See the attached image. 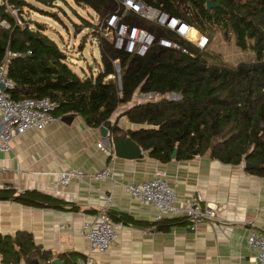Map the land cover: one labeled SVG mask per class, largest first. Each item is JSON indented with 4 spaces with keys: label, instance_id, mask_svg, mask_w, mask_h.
I'll use <instances>...</instances> for the list:
<instances>
[{
    "label": "trees",
    "instance_id": "16d2710c",
    "mask_svg": "<svg viewBox=\"0 0 264 264\" xmlns=\"http://www.w3.org/2000/svg\"><path fill=\"white\" fill-rule=\"evenodd\" d=\"M35 1L46 7L53 2ZM140 1L187 23L206 36L207 44L215 32L224 39L232 36L235 46L251 50L255 60L235 66L215 63L206 47L198 50L154 24L126 17L123 20L128 25L149 31L155 40L166 38L186 49V54L154 43L143 57L128 55L91 30L100 64L94 75L80 77L70 68L66 54L43 34L42 26L26 19L21 11L27 8L54 14L27 0H1L0 22L7 28L0 25V64L5 62V77L12 85L6 91L10 99L45 98L56 106L52 116L61 120L77 116L90 128L107 123L109 137H113L122 134L115 123L109 124L115 110L128 105L135 95L153 94L155 99L133 103L120 114L129 123L144 126L126 135L149 158L167 163L175 150L176 161L189 160L195 153L233 166L248 162L257 169L245 172L264 178V0ZM72 2L92 11L97 21L118 8L115 0ZM207 2L219 7L206 10ZM11 11H15L20 26ZM79 20V32L88 27L83 25L95 27L92 22ZM82 46V42L78 44L79 51ZM167 95L178 98L168 99ZM11 199L26 207L78 211L76 206L34 190ZM83 212L93 214L90 210ZM107 215L113 223L153 227L156 232H167L179 222L174 218L146 224L123 214ZM78 258L81 256L72 252L57 256L61 264H75ZM51 260V252L36 246L27 232L0 235L1 264H51Z\"/></svg>",
    "mask_w": 264,
    "mask_h": 264
},
{
    "label": "crops",
    "instance_id": "0c3cea01",
    "mask_svg": "<svg viewBox=\"0 0 264 264\" xmlns=\"http://www.w3.org/2000/svg\"><path fill=\"white\" fill-rule=\"evenodd\" d=\"M133 103L140 102L118 107L109 118V124L115 123L127 139V131L144 128L120 116ZM97 143L105 146L106 140L77 116L69 124L56 121L15 136L10 151L0 152V181L22 192L34 190L69 203L78 211L26 207L11 199L17 194L0 192V235L27 232L36 246L51 252L52 259L65 252L82 257L86 244L78 227L104 207L107 213L153 222L154 209L129 197L125 186L163 172L176 194L175 206L186 204L198 193L203 202L221 206L215 222L168 217L164 220L179 218V222L167 232L148 226H118L114 244L105 254L92 256L93 264H255L256 250L246 243V235L249 228L264 231V178L246 173L243 163L223 164L207 155L159 163L140 148L141 157L135 161L107 158L96 148ZM104 168L110 169L107 180L57 183L61 172L87 174Z\"/></svg>",
    "mask_w": 264,
    "mask_h": 264
},
{
    "label": "built area",
    "instance_id": "2783aa9c",
    "mask_svg": "<svg viewBox=\"0 0 264 264\" xmlns=\"http://www.w3.org/2000/svg\"><path fill=\"white\" fill-rule=\"evenodd\" d=\"M117 10L108 15L102 21L94 23L98 32L109 42L115 50H120L125 54L143 57L148 49L156 43L163 49H175L186 54V49L174 44L166 38H158L147 30L136 25H128L124 22L126 17H135L156 27L168 31L183 41L189 43L198 50H202L207 45V38L204 34L180 21L176 17L168 16L166 13L154 9L140 0H115ZM18 26L20 21L16 18L15 11L10 12ZM0 25L7 28L4 22ZM29 52H27L28 54ZM116 75L118 76V66ZM0 152L10 151L11 140L18 135L29 130H40L50 123L61 121L59 117L51 115L56 107L54 103L47 99H24L12 101L7 94L11 88V83L5 77V62L0 64ZM96 148L109 158L113 153L109 146L97 143ZM110 169L84 174L79 170H69L61 172L57 176L59 185H67L72 179L98 181L107 180ZM0 192L22 193L21 189L11 184L0 181ZM126 194L139 203L146 204L154 209L152 220L160 221L168 217H181L193 222L198 217L216 219L221 212L220 205H213L203 202L201 196L196 193L184 205L175 206L176 194L169 186L163 172H156L150 179L140 183H129L125 186ZM109 197H106V204ZM120 223H113L107 215L105 207L90 220L83 221L77 230L79 236L85 241L86 248L84 255L75 264H93L92 256L103 255L114 244L116 240V228ZM246 243L256 250L255 264H264V231L249 228L246 235Z\"/></svg>",
    "mask_w": 264,
    "mask_h": 264
},
{
    "label": "rangeland",
    "instance_id": "374dc122",
    "mask_svg": "<svg viewBox=\"0 0 264 264\" xmlns=\"http://www.w3.org/2000/svg\"><path fill=\"white\" fill-rule=\"evenodd\" d=\"M27 1L45 12L54 14V16H52L47 13L30 11L27 8H23L21 11V14L26 19L33 20V22L42 26L43 34L51 39L66 54L67 62L75 74L80 77L89 75V73L94 75L97 72L100 61L91 30L96 32H98V30L91 25H83L88 27L80 30V32L77 31L78 24L80 23L79 19L87 20L92 23L97 21L94 13L87 8L74 5L72 0H52V5L49 7L40 5L35 0ZM28 25L31 29L34 27L32 26V22ZM74 25H76L77 28H73ZM81 42L83 46L79 51L78 44ZM205 49L211 56H214L213 58L215 60L211 61L223 65L235 66L239 63H250L255 60L251 50L238 49L234 44L232 36H228L224 39L222 35L217 32L212 34ZM114 70L116 71V67H114ZM137 96L138 95H135V97H133V102L155 99V96H151V94L145 95L143 98ZM166 97L173 100L177 99L175 95H167Z\"/></svg>",
    "mask_w": 264,
    "mask_h": 264
},
{
    "label": "water",
    "instance_id": "95a60500",
    "mask_svg": "<svg viewBox=\"0 0 264 264\" xmlns=\"http://www.w3.org/2000/svg\"><path fill=\"white\" fill-rule=\"evenodd\" d=\"M216 7H219V5L213 4L211 2H207L205 4L206 10L211 9V8H216ZM22 32L28 35L25 29H22ZM117 79H118V76H117ZM0 89H2L1 84H0ZM71 120H72V117H66L62 119L61 121L65 124H69ZM108 127H109L108 124L104 123V124H101L97 128V130H98L99 136L106 140L105 145L109 146L108 143L110 144L111 147L110 146L109 147L112 149L113 156L115 158L122 159V160H128V161H135V160L140 159L141 154H142L140 148L122 134L109 137ZM193 155H195V153H193ZM174 156H175V150L171 152L169 156L170 160L174 159ZM243 169L244 170H252V169L255 170L257 169V166L254 164L245 162L243 163ZM201 221L210 222V223L215 222L214 219H210L207 217H198L193 222L197 223ZM50 263L51 264H61L60 261L56 258L52 259Z\"/></svg>",
    "mask_w": 264,
    "mask_h": 264
}]
</instances>
